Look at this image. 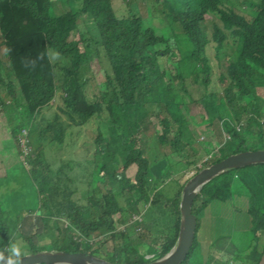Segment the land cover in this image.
<instances>
[{"label": "trees", "instance_id": "obj_1", "mask_svg": "<svg viewBox=\"0 0 264 264\" xmlns=\"http://www.w3.org/2000/svg\"><path fill=\"white\" fill-rule=\"evenodd\" d=\"M148 1L143 15L138 0H0V113L8 115L7 138L13 140L7 146L0 140V155L13 151L16 158L5 164L0 183L20 185L7 196L11 208L29 205L26 214L0 215V239L5 243L15 235L28 253L57 249L120 264L150 262L171 249L180 226L178 197L184 183L173 198L160 187L186 172H165L153 181L149 154L154 152L136 138L140 130L148 135L147 124L156 118L163 126L162 133H152L156 152L190 148L185 156L190 167L203 159L202 150L213 156L212 144L196 139L192 123L211 128L222 122L230 141L237 142L233 153L264 149V0ZM151 17L166 20L171 35H160L147 25ZM209 50L226 63L219 75L221 90L211 88ZM101 76L104 80L97 84ZM59 91L62 102L57 105L53 100ZM195 103L204 109L200 121L188 110ZM244 118L247 125L238 130L233 120ZM82 131L87 138L81 154L87 165L82 157L63 156L76 145L77 138L68 137ZM22 138L27 153L21 149ZM59 163L67 171L63 177V167L56 168ZM67 163L79 171L76 176L69 175ZM256 165V176L241 170L231 179L220 175L208 183L227 188L232 199L230 214L227 205L224 212L246 225L237 238L223 244L216 240L234 262L229 264H258L263 254L264 203L259 207L253 200L261 189L264 194V164ZM193 168L199 170L187 171ZM90 172L94 178L89 181ZM78 180L88 186L80 202L73 192ZM208 184L195 199L200 205L192 206L195 238L181 264H191L200 249L197 232L210 199L203 194ZM22 186H28L27 194L35 199L20 196ZM234 196L249 198L246 211L239 207L233 215ZM135 213L141 214V221L130 222ZM225 231L233 232V225ZM48 238L50 243L42 245ZM107 240L113 242L111 251L105 250ZM214 242L203 250L204 264H214Z\"/></svg>", "mask_w": 264, "mask_h": 264}, {"label": "rangeland", "instance_id": "obj_2", "mask_svg": "<svg viewBox=\"0 0 264 264\" xmlns=\"http://www.w3.org/2000/svg\"><path fill=\"white\" fill-rule=\"evenodd\" d=\"M116 1L118 2L120 0H116ZM148 3H149L148 0H138V5L140 6L143 15H146L148 13V10H147V4ZM125 7H126V4H123V10ZM128 8L131 9V7H128ZM154 16H156V12H155ZM146 20L148 21V22L146 21L147 25L154 27L160 35H164L167 37H169L171 35L169 23H167L166 20L160 19L158 17H151L150 19L147 18ZM211 52H212V50L208 51L210 57H212ZM2 53H3V51L0 50V56ZM1 58L4 59V56L2 55ZM211 62L213 65V84H212L211 88L221 90L219 75H220V73H223L225 71V64L226 63L224 60L220 62L214 57H212ZM1 65H3V64H1ZM103 80H104L103 76L99 77V79L97 80V84L102 83ZM199 89L201 91H203V93H204L205 87L203 86L202 83H201V86ZM60 94H61V92L59 91L57 93L56 98L53 100V102L56 101L57 105L61 104V102H62L59 100V97H58ZM263 95H264V91H263ZM195 105H199V104H197V103H195L194 105L190 104L188 110L190 111L191 115L197 117V121H200L201 118L204 116V109L200 105L197 107H194ZM55 108L56 107H54L52 109H55ZM183 113L187 115V118L190 121L191 117L185 111H183ZM7 117H8V115L0 113V140L3 141L2 143L5 146L9 145L10 143H13V140L10 141L7 138V137H9V132H8L9 121H8ZM263 120H264V116H263ZM152 121L153 122H150L147 124V127L149 128L147 130L148 135H142V140L144 141V147L147 150L154 152L153 155L151 153L149 154V157L153 161V165L151 167V177H152L153 181L157 180L160 176H164L163 174L165 172L171 171L173 174L186 172L185 174H181L180 179H178V180L176 178L169 179L165 183L162 184V186L160 187V190L166 197L173 198L183 183L185 184L188 179H190L194 174H196L202 168L210 166L211 164H213V162L210 164H207V163L214 160L218 155H220V156H225V155H229V154L231 155V153H233L237 149L236 140L232 139V141H230L231 135L229 132L224 131L222 122L215 123L214 125L211 126V128H209L208 125H206V124L195 126V123H192V127L194 129L196 139L200 142L207 141V142H210L212 144L213 156L210 157V155H206L205 153H202V152H205L203 150L200 151L201 155L204 156L203 159L201 161H199L195 166H192V167L199 168V170L196 171V169L193 168L192 170L187 171V169L192 168L186 163V159H185L186 154L189 155L191 153L190 148H184V149L180 150V152H178V153L170 151L167 148H161L159 153H157L156 152L157 148H158L157 142H156L155 137H153L152 135L154 134L153 132H155V129H156V131H159L160 133H162L163 126L160 123L158 124V120L156 118H154ZM233 124H235L237 126L238 130H241L243 127H245L247 125V120H246V118H244L241 122H235L233 120ZM263 125H264V122H263ZM24 132H26V131H24ZM73 138H77L76 145L74 146V148L69 147L70 150L65 149V151H67V153H65V154L63 153L64 154L63 156L65 158L76 157L77 159H79V157H82L84 159V163H85L84 165H87V163H86L87 158L82 156V154H81L83 152L82 141L87 138L86 132L82 131V134H78L75 136L71 135L70 137H68V140L73 139ZM21 140L24 141V143L22 142L21 149L24 150L25 152H28L29 149L26 147L25 138H22ZM228 141H230V142H228ZM2 143L0 142V150L2 149L1 148ZM225 143H226L225 147L219 151V147ZM69 146H71V143H69ZM77 148H80V149L76 152ZM68 151L69 152L73 151V153H68ZM80 154H81V156H80ZM164 156H165V158L162 159ZM157 157L159 159H157ZM4 158H8V161L3 162ZM207 158H209V159L207 160ZM21 159H24V155L21 156ZM15 161H16V158H15V154L13 151L7 152L6 155L2 156V157L0 155V176H3L5 174V171H4L5 164L7 163L6 165H9L11 163H14ZM57 161H59V160H57ZM159 161H160V164H157ZM67 165H69V169H68L69 175L70 176H76L79 171L76 173L73 171V169H72L73 163H67ZM59 166L63 167V165L59 163L56 165V168H59ZM166 166L168 167V169H166L167 168ZM256 166L257 165H250L249 167L247 166L245 168L234 169V171L233 170L227 171L226 173H224V175L222 174V176H225V177L231 179V177L236 176V174H239V173L242 174L241 170H245V172H250L252 175L256 176V174L259 171L258 168H254ZM188 167H190V168H188ZM63 169H64V173L61 174L62 177L67 174L65 166L63 167ZM80 178H83V176H80ZM93 178H94V175L90 172L89 181L92 180ZM86 180H88V177ZM25 182L27 183V180ZM98 184L103 185L101 182ZM19 186H20L19 183L16 181H12L11 183H7V182L0 183V215L3 214L4 216H7L8 212H10L11 217H16L20 213L26 214L28 212V208H29L28 206L29 205L27 203H25L22 208H18L17 204H13V208H11V206H12L11 203L7 201L8 194L12 191V189L14 187L18 188ZM87 187L88 186L86 183H81L78 180L77 184H76V190L75 191L73 190V192L75 193L74 194V200H77L80 202L81 201L80 197H82V191L85 190ZM28 191H29L28 186H22V191H20L18 194H21L20 196H22L23 198L26 197V198H30V199H35L34 194H27ZM260 193L261 194H259L253 200L254 205H257L259 207H261L262 204L264 203L263 189H261ZM203 194H206V196L210 197V199L208 201V204L210 203V205L208 206V204H207V206H205L203 208V211H202L203 215H200L202 221H201L200 228L198 229L197 235H198V237H200L201 246H200L199 251H196L193 254V258H192L193 260H192L191 264H204V258L203 257L205 254L203 253V250L205 248L209 247V243L213 239H215V242H214L212 248L210 249L211 254L214 256L213 263L214 264L215 263L216 264L234 263V262H230L231 259L229 256L223 254L222 248L220 247L221 245L219 243H222V244L227 243V238L229 240L237 238V236H238L237 232L245 230L246 225H244L243 223H237L235 221V217L233 219L230 217V219H229V217L224 212L223 206L225 207V205H227L226 211H228V213L230 214L228 204L230 203V200L232 199V196L228 195L227 188L225 186L216 188L213 185V182H211L210 184H208L204 188ZM15 199H16V197L12 200H15ZM248 201H249L248 197L244 198V197H240V196H234L233 200H232V208H233L232 213H233V215H234V211H236V209L239 207L243 208L244 211H246V208L248 207ZM223 203H224V205H223ZM199 205L197 204V201H195L193 204L195 209ZM1 207H3L4 209H1ZM245 219H246V216H245ZM246 222L249 224L248 219H246ZM227 225H228V228L230 227V225H233V232L225 231V228ZM219 227H220V229H219ZM258 234L262 236L261 232H258ZM224 237H226V239H224ZM217 239L219 240V243L216 242ZM146 240L148 242H150L151 236L147 237ZM50 241H51V239H49V238L44 239V240L42 239L41 244L46 245V244L50 243ZM262 244H264L263 240H261V243H260V247H259L260 250L262 248L261 247ZM223 246H226V245H223ZM112 249H113V242L110 240H107L105 242V250L111 251ZM141 252H143L142 248H141ZM153 256L154 255H151V254L146 255L147 258H151Z\"/></svg>", "mask_w": 264, "mask_h": 264}, {"label": "water", "instance_id": "obj_3", "mask_svg": "<svg viewBox=\"0 0 264 264\" xmlns=\"http://www.w3.org/2000/svg\"><path fill=\"white\" fill-rule=\"evenodd\" d=\"M264 164V149L245 150L223 158L194 174L182 187L179 194L180 226L177 239L171 249L155 260L144 264H181L188 256L197 227V216L192 206L203 187L214 178L234 169ZM24 264H120L86 254L57 249H42L28 253ZM258 264H264V251Z\"/></svg>", "mask_w": 264, "mask_h": 264}, {"label": "clouds", "instance_id": "obj_4", "mask_svg": "<svg viewBox=\"0 0 264 264\" xmlns=\"http://www.w3.org/2000/svg\"><path fill=\"white\" fill-rule=\"evenodd\" d=\"M52 58L54 59L55 56H53ZM28 63L31 64L32 66L35 65L34 60H31ZM262 121L264 122V120ZM146 128L149 129L148 127ZM140 133L141 134L136 136V138L140 141V143L143 144L144 141L142 140V135H146V134L144 131L142 132L141 130ZM134 216H137L138 219L134 220ZM129 220L130 222H139L141 221V214L135 213L131 216ZM27 256H28V248L25 242L22 239H20L18 236L15 235L9 236L7 243H5L2 239H0V264H24V261L27 258Z\"/></svg>", "mask_w": 264, "mask_h": 264}, {"label": "built area", "instance_id": "obj_5", "mask_svg": "<svg viewBox=\"0 0 264 264\" xmlns=\"http://www.w3.org/2000/svg\"><path fill=\"white\" fill-rule=\"evenodd\" d=\"M136 219H138V217L137 216H134V220H136Z\"/></svg>", "mask_w": 264, "mask_h": 264}]
</instances>
